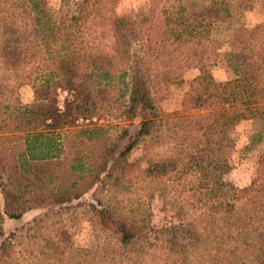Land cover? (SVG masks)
Segmentation results:
<instances>
[{
  "label": "trees",
  "instance_id": "1",
  "mask_svg": "<svg viewBox=\"0 0 264 264\" xmlns=\"http://www.w3.org/2000/svg\"><path fill=\"white\" fill-rule=\"evenodd\" d=\"M168 1L162 9L160 24L146 21L142 9L132 15L115 12L113 0H59L58 3L24 0L21 3L25 9L29 6L40 14L33 27L40 33L44 53L56 58L51 71L60 76L56 82L73 89L76 109L82 104L95 108L91 92L86 95V101H80L84 91L94 88L103 94V102L109 100L113 85L110 81H102V77L108 78L117 70L121 75H129L125 83L129 104L122 114L129 119L139 117L140 126L135 134L129 135L118 157L125 158L140 139L151 133L160 113V100H164V93H169V87L188 85L186 102L195 109L211 108L201 115L204 117L203 124L198 127L201 134L193 137L189 148L183 147L186 152L178 148L176 154L151 161L143 174L147 185L171 179L181 181L186 175L196 178L197 183L190 188L179 190L178 223L154 228L148 222L150 211L142 199L134 201L123 196L118 201L91 205V222L107 232L108 243L84 248L73 246L69 239L61 236L56 240L48 238L44 245H51L53 249L41 253L52 256V264H264V190H257L239 203L227 195L223 179L225 153L235 145L227 129L244 119L264 122V27L250 29L241 21L243 12L253 6L252 0H193L196 8L192 0ZM262 3L264 6V0ZM56 13L59 14L56 16ZM96 14L100 15L99 23L105 27L102 35L110 34V54L76 48L81 25ZM12 24L6 25L4 31L7 42L18 41L21 37ZM225 35L228 40H237L240 44L238 49L221 54L235 76L216 81L209 75L208 65ZM132 41H137L141 53L131 52V47L135 50L138 47H133ZM168 46L173 47L168 49ZM164 52L165 59L151 65L149 55L159 58ZM179 53L183 63L174 59ZM90 57L94 58L89 60ZM81 58L86 62L80 63ZM193 66L198 67L200 73L190 80L183 79V69ZM52 80H44L46 87L36 91L37 97L48 98ZM124 94L120 92L118 97ZM24 110L33 112L31 108ZM94 129L96 127L84 130ZM127 134L128 130L124 129L116 141L105 145L99 159L86 156L90 161L87 166L79 155L72 161L67 160L74 176L66 183L52 184L54 174L49 171L42 188L33 184L36 189L33 196L38 200L51 198L59 205L52 212L59 214L65 209L63 203L79 198L100 180L102 172L107 171L104 176L110 179L109 160ZM39 135L41 133L26 139L28 160L47 163L59 159L61 143L51 142L49 138L39 141ZM263 136L260 134L258 139L264 140ZM260 157H264V152ZM0 186L4 194L3 205H0L2 236L4 215L18 219L31 206L41 204L35 202L25 206L19 198L13 201L5 184L1 182ZM29 187L30 183H24L23 190L28 191ZM250 189L247 186L245 191ZM48 214L49 211L44 215ZM12 237H16V232H11L0 246V262L5 259V264L12 263L8 249Z\"/></svg>",
  "mask_w": 264,
  "mask_h": 264
},
{
  "label": "rangeland",
  "instance_id": "2",
  "mask_svg": "<svg viewBox=\"0 0 264 264\" xmlns=\"http://www.w3.org/2000/svg\"><path fill=\"white\" fill-rule=\"evenodd\" d=\"M49 1L58 3L59 0ZM252 1L253 6L243 12L241 21L250 29L262 28V0ZM22 2L24 0H0V183L5 184L13 201L19 198L25 206H31L35 202L41 206H31L18 219L4 215V233L0 236V246L11 232H16V237H12V245L8 248L11 264L54 263L52 256L41 253L42 250L53 249L51 245H44L48 238L56 240L61 236L65 240L69 239L75 247L95 248L106 245L109 236L91 222V205L98 206L115 199L118 201L123 196L146 202L150 211L148 222L154 228L178 223L180 216L176 200L181 199L179 190L190 188L197 183L196 178L186 175L181 181L171 179L147 185L143 174L151 161L176 154L178 148H189L194 142L193 137L201 134L198 130L204 121L201 115L208 113L211 108L195 109L191 103L186 102L185 93L190 89L188 85L169 87V93L163 94L164 100L158 102L160 113L151 133L140 139L125 158L118 157L129 135L135 134L140 126L139 117L129 119L122 114L125 106L129 104V90L125 86L129 75H121L117 70L108 78L102 77V81H110L113 85L109 100L103 102V94L94 88L84 91L80 101H86V95L91 92V98L96 101L95 108L82 104L81 108L76 109L73 89L62 84L63 82H56L60 76L51 73L56 58L44 53L40 45V33L33 27L40 14L29 6L25 9ZM168 4V0H113L115 12L132 15L142 9L146 21H157L159 24L162 9ZM192 5L194 8L197 6L194 1ZM90 19L93 21L90 20L80 27L76 48L102 50V53L110 54L112 41L108 32L106 35L101 33L105 31V27L99 23L100 15H92ZM11 22L21 37L18 41L7 42L4 31ZM222 37L224 41L217 48L216 55H211L208 65V73L216 81H225L235 76L221 54L236 50L240 46L237 40H228L226 35ZM132 42L133 47L137 45V41ZM135 51L141 53L139 46L136 50L131 47V52ZM165 55V52L159 58L155 54L149 55L151 65L155 66L163 61ZM174 59L181 63L184 61L180 53ZM80 61L86 62L82 58ZM159 67L163 76V67ZM199 73L200 69L196 66L184 68L182 78L190 80ZM48 78H53L48 98L37 97L36 91L46 87L43 84ZM120 92H124V96L118 97ZM25 108H31L33 112L27 113ZM50 123L52 126H49ZM95 127L93 131L84 130ZM124 129L128 130V134L119 141L114 156L108 163V171L112 172L110 179L104 176L107 171L102 172L100 180L79 198L63 203L65 209L59 214L52 212L59 205L51 198L38 200L33 196V191L36 190L33 184L42 188L47 182L44 177L49 171L54 174L52 184L66 183L74 176L67 160L72 161L79 155L84 158L87 166L89 157L86 156L99 159L103 147L116 141ZM37 133H41L38 136L39 141L45 142L49 138L51 142L61 143L59 159L47 163L28 160L26 139L35 137ZM227 134L234 140L235 145L225 153L224 190L229 197L240 203L257 190H264V157H260L264 152V140L258 139L260 134H264V122L244 119L229 127ZM91 135L93 137L89 140ZM185 148L183 152L187 151ZM24 183H30L28 191L23 190ZM247 186L251 187L249 191H245ZM3 202L4 194L0 190L1 206ZM48 211L50 214L44 215ZM5 263V259L0 262Z\"/></svg>",
  "mask_w": 264,
  "mask_h": 264
},
{
  "label": "crops",
  "instance_id": "3",
  "mask_svg": "<svg viewBox=\"0 0 264 264\" xmlns=\"http://www.w3.org/2000/svg\"><path fill=\"white\" fill-rule=\"evenodd\" d=\"M24 214V213H23Z\"/></svg>",
  "mask_w": 264,
  "mask_h": 264
}]
</instances>
